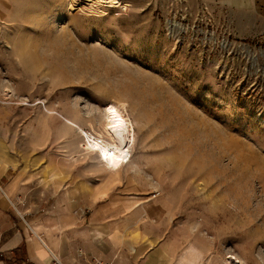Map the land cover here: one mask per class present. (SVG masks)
Returning a JSON list of instances; mask_svg holds the SVG:
<instances>
[{
    "label": "rangeland",
    "instance_id": "1",
    "mask_svg": "<svg viewBox=\"0 0 264 264\" xmlns=\"http://www.w3.org/2000/svg\"><path fill=\"white\" fill-rule=\"evenodd\" d=\"M112 4L94 6L104 16L68 0H10L0 12V166L26 177L28 189H13L18 215L57 213L55 199L82 183L96 200L85 213L105 208L135 249L172 251L178 264H264L259 5ZM122 102L133 157L107 173L56 112L105 138L99 119Z\"/></svg>",
    "mask_w": 264,
    "mask_h": 264
},
{
    "label": "crops",
    "instance_id": "2",
    "mask_svg": "<svg viewBox=\"0 0 264 264\" xmlns=\"http://www.w3.org/2000/svg\"><path fill=\"white\" fill-rule=\"evenodd\" d=\"M250 4L259 5L256 12L264 18V0H250ZM9 7L10 0H0L1 13ZM10 170L1 164L0 264H92L95 260L112 264H178L172 251L135 249L125 239L121 221L109 220L111 214L105 208L95 210L90 218L85 210L96 200L82 183L70 185L61 198L55 199L57 213L51 209L49 214L28 222L23 214L18 215L12 199L17 186L26 190V177L16 181L8 176Z\"/></svg>",
    "mask_w": 264,
    "mask_h": 264
},
{
    "label": "bare ground",
    "instance_id": "3",
    "mask_svg": "<svg viewBox=\"0 0 264 264\" xmlns=\"http://www.w3.org/2000/svg\"><path fill=\"white\" fill-rule=\"evenodd\" d=\"M82 2H87L90 5L89 7L92 8L94 13L88 15L94 16H104V14H106L104 10L99 9L100 6L95 9L96 5H99L100 2L109 4L114 3L110 6H117L120 4V0H68V4L70 6L69 9L75 10L77 6L82 4ZM71 43L74 45L72 41H70V44ZM128 94L129 93H127V95ZM127 106L128 105L126 103L122 102L117 105L107 107L106 115L99 119V124L101 123L106 139L104 137L96 136L95 133L90 132V134L88 130L84 128V123H80L75 117H69L60 112L56 113H58L66 123L73 126V128L79 129L83 137L86 136L85 138H88V141L86 140V143L84 144L85 148L88 152H94L100 162H104L106 167H104V169H106L107 173L115 172L116 174L120 172L126 164H130L132 159L131 157H133L131 151L133 145L135 144L136 127L134 121L128 114L127 108L129 106ZM89 124L91 127L94 126L92 121L89 122ZM94 132L96 131L94 130ZM191 248L192 246H190V249ZM193 250L191 251L192 255ZM191 258L189 260L187 257L189 263H192ZM194 258H196V256Z\"/></svg>",
    "mask_w": 264,
    "mask_h": 264
},
{
    "label": "built area",
    "instance_id": "4",
    "mask_svg": "<svg viewBox=\"0 0 264 264\" xmlns=\"http://www.w3.org/2000/svg\"><path fill=\"white\" fill-rule=\"evenodd\" d=\"M92 264H112V263H104V262H102V261L95 260V261H93Z\"/></svg>",
    "mask_w": 264,
    "mask_h": 264
},
{
    "label": "snow or ice",
    "instance_id": "5",
    "mask_svg": "<svg viewBox=\"0 0 264 264\" xmlns=\"http://www.w3.org/2000/svg\"><path fill=\"white\" fill-rule=\"evenodd\" d=\"M114 111V110H113Z\"/></svg>",
    "mask_w": 264,
    "mask_h": 264
}]
</instances>
